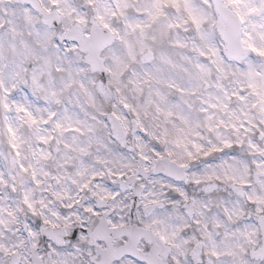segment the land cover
I'll return each mask as SVG.
<instances>
[{"label":"clouds","instance_id":"9594fccd","mask_svg":"<svg viewBox=\"0 0 264 264\" xmlns=\"http://www.w3.org/2000/svg\"><path fill=\"white\" fill-rule=\"evenodd\" d=\"M0 264H264V0H0Z\"/></svg>","mask_w":264,"mask_h":264}]
</instances>
